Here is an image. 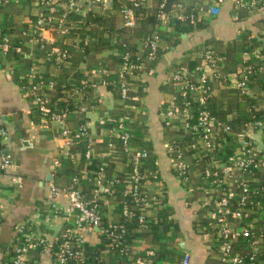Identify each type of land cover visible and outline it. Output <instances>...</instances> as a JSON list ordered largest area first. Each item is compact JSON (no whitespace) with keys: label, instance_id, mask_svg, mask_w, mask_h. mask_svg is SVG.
<instances>
[{"label":"crops","instance_id":"crops-1","mask_svg":"<svg viewBox=\"0 0 264 264\" xmlns=\"http://www.w3.org/2000/svg\"><path fill=\"white\" fill-rule=\"evenodd\" d=\"M140 1L0 0V32L8 37L0 54V128L7 132L0 139V264H10L15 247L30 233L43 237L45 244L28 249V264H58L53 244L76 217L66 189L76 177L78 189L90 200L98 187L87 167L85 142L67 144L56 121L35 117L33 85L52 110H65L61 102H71L64 107L68 128L88 127L94 157L103 168L99 202L107 222L123 219L129 188L125 179L133 172L131 150L148 151L139 169L150 203L144 209L134 205L147 220L159 221V227L138 228L133 252L153 250L163 256L160 264H183L185 255L189 264H227L220 257L216 202L239 184L230 201L232 207L237 200L236 208L240 183L260 185L264 174V8H240L235 0H184L185 7H197L198 15L208 20L205 27L185 32L170 21L177 6L163 19L159 11L165 0L137 5ZM212 6L217 13L210 11ZM127 10L131 24L126 23ZM40 14L46 20L37 26ZM154 35L158 57H148L144 70L124 73V51L145 55ZM206 47L218 57L216 72L203 65ZM179 69L195 81L207 76L212 147L191 136L195 124L176 110L182 96L173 75ZM117 121L127 126L130 151L118 137ZM247 145L260 155L257 175L227 162ZM256 214L251 220L232 218L231 227L248 226L258 235L264 212ZM103 233L102 228L83 231L91 250L86 248L82 262L74 264H140L106 245L100 249ZM233 243L235 251L248 252L245 237ZM255 264H264V240Z\"/></svg>","mask_w":264,"mask_h":264},{"label":"built area","instance_id":"built-area-1","mask_svg":"<svg viewBox=\"0 0 264 264\" xmlns=\"http://www.w3.org/2000/svg\"><path fill=\"white\" fill-rule=\"evenodd\" d=\"M45 1V0H42ZM50 1V0H49ZM99 1V0H95ZM137 2L136 4H140ZM73 3V2H72ZM235 5L237 7L248 8V9H258L264 8V0H235ZM178 17L182 19H192L193 15L185 14V5L184 0H179L177 4ZM212 13H217V6H212L210 8ZM125 17L127 18V24L132 23L133 16L130 10L125 12ZM45 22V17L43 14H40V17L37 20V26H41ZM0 41L3 44V47L8 44V37L0 33ZM148 45L151 48L149 55L154 57L157 49V42L155 38L148 39ZM65 55V54H64ZM201 56L203 59V65L210 69L212 72H216L218 68V57L215 54L214 50L211 47H206L202 52ZM128 59V55L125 56ZM203 65L197 69H203ZM133 69H141L139 64L134 63L133 61H128L122 66L124 73L131 71ZM217 75V74H216ZM173 79L178 85V90L182 97L185 98L183 109L181 111L182 117L188 119L191 117L190 110L191 105L190 101L187 100V95L189 91H196L198 95L194 97L195 101H198L200 104V109L198 111V121L194 127L198 129V126L202 128L201 138L205 142L207 147H212L211 143V128L209 124L214 118L210 114L207 103L205 101L206 94L210 93L211 87L207 81V76L203 73L201 78H199L198 84L190 83L187 78L186 70L179 69L174 75ZM239 86L244 89L246 82L241 80L238 82ZM38 86L33 85L31 88V94L33 95L32 102L35 105H38L44 113H49V117L56 121L61 127L62 136L65 138L67 144H71L74 141L83 140L85 142V158L91 160L94 157L93 151V137L91 136L89 129L86 125H81L79 129L72 130L66 126V110L52 111L49 112V109L46 106V99L38 94ZM128 86L123 83L121 86V91L124 96H127ZM169 114H173V111H169ZM256 124H261L256 122ZM119 129V130H118ZM117 131L121 135V139L126 151L131 150L130 144V133L127 129V126L121 121L118 123ZM7 135L6 129L0 128V139ZM132 153V162H133V172L130 176H127L125 182L129 185L127 193H129L135 203V205L144 209L150 203L148 197L144 194L142 188V175L140 172V164L143 158L148 156V151L146 149L137 148L131 150ZM6 161V160H5ZM4 161V165H8L7 161ZM227 162L243 171H252L251 167L258 168L261 162L260 155L253 147L245 146L242 150L228 156ZM180 173L185 176V166L181 163L179 164ZM103 168L97 170L95 175V180L98 184V187L94 190L93 198L90 200H85L82 193L77 187V178L74 177L71 185L66 189L68 199L73 210H76V217L70 226L64 232L61 237L57 255L58 264H70L72 261L81 260L83 257V251L81 250V244L84 242L83 231L91 232L95 229L101 228L102 223V211L99 202V194L104 187H102L101 177H102ZM215 177H219L218 173L214 174ZM242 191H247L250 187L244 181L242 182ZM235 192L229 190L224 193V195L216 202V208L213 214L215 223L218 225V232L221 237L220 245V257L227 264H255L258 251L260 249L261 241L264 240V222L261 223L260 232L258 235L254 234V231L245 226L240 230H233L231 227V218L232 217H242V206L245 204L246 196L242 193L239 199V208H232L230 205L231 199L235 197ZM58 210H55V213L58 214ZM123 215L132 216L133 212L129 210L126 204L123 205ZM140 221H144L145 217L143 215L139 216ZM110 235L114 236L113 241L116 245H121L120 251L124 254L127 253V247H124L121 241V234H115L114 231L110 232ZM245 237L247 243L249 244L247 253H240L235 251L234 248V239L237 237ZM45 243L43 237H36L32 233L26 236L21 244L15 247L14 254L12 256L10 264H28L27 251L31 247H36ZM147 259L142 261V264H160L158 261H154L150 256H153L155 252L153 250H147L146 252ZM139 263H141V258H136ZM189 255H185L183 264H189Z\"/></svg>","mask_w":264,"mask_h":264},{"label":"trees","instance_id":"trees-1","mask_svg":"<svg viewBox=\"0 0 264 264\" xmlns=\"http://www.w3.org/2000/svg\"><path fill=\"white\" fill-rule=\"evenodd\" d=\"M45 1H49V0H45ZM45 1H42V3H44ZM178 2H179V0H165L164 1V7L161 8L162 11L161 10L159 11V15L160 16L162 15V18L165 19L164 16L167 14H170V12L175 9V6H177ZM136 7H139V6H136ZM135 10H136V13L138 14L137 10H139V9L135 8ZM184 12H185V14H188V15L192 14L193 18L191 20L190 19H182V18L178 17V14H173L171 16L172 19L170 21L174 23V26L176 27L177 30L188 32L189 30L193 29L194 27L203 28L208 23V20L201 18L198 15L197 7H192V6L191 7H185ZM44 17H45V15H44ZM137 17H139V16H137ZM140 18H141V16H140ZM1 35H3V33H1ZM157 35L151 36L150 38H155L156 42L158 43ZM148 48H149V51L146 52L145 55L139 56V57L131 49H127V50H129L127 52L124 51V53L122 55V66H124L125 63H127L128 61H133L134 63L139 64L141 66V69H133L132 70L133 72L144 70V68L146 67L145 62L148 63V61H149L148 57L149 58L151 57L149 55L151 48L150 47H148ZM2 50H3V44H1V41H0V54H2L1 53ZM127 55H128V59L125 58V56H127ZM158 55H159V48L156 49V54L152 58L158 57ZM189 82L194 83V84H198L197 83L198 81H195L191 77L189 78ZM197 95H198V93L194 90V91H189V93L186 97L187 100L190 101V105H191L192 114H191V117L189 118V120L191 121L192 124L193 123L196 124V122L198 121L197 118H198V111L200 109V104L198 101H195V99H194V97H196ZM184 100H185V98L182 97V100L178 101V105H177L178 108L176 109L177 111H180V112L182 111L183 105H184ZM205 101H206L207 106H208L209 93L206 94ZM70 103H71L70 101L61 102V105L63 106L62 109L67 110L64 107H69ZM33 106H34L33 111H34L36 118L42 117L44 115H46V116L49 115V113H44L38 105L34 104ZM46 106H47V104H46ZM47 108L49 109V112L60 111V110H52L49 107H47ZM208 110H209L210 114H213V113H211V110L209 108H208ZM118 123L119 122L117 121L116 127L118 126ZM201 131H202V128L198 126V129L196 127L195 129H192L190 131V133H191L192 137L200 139V137L202 136ZM118 137H119L120 141L122 142L120 134L118 135ZM89 163L90 164L87 166L88 169L94 171L93 174L96 175L97 170L101 169V168H99L100 167L99 166V160L96 159L95 157H93L91 160H89ZM251 170H252L253 174H256V175L259 174V173H257V171H258L257 168L251 167ZM122 179H124V178L122 177ZM260 179L262 180V183L260 185H255V184L253 185L252 182H250V184H251L250 188L247 191H241L242 195L244 194L246 196L245 204L242 206V208H243L242 209V217L245 216L246 218H249L250 220L252 219L251 217H253L257 212H261V211L264 212V174L263 173L260 175ZM243 182H244V180H243ZM240 184H241V186L243 185V183H240ZM238 188H239V184H235L233 187H230L228 190H226L224 192H227L229 190L234 191L235 189H238ZM126 194H127V199L123 203H125L127 205L129 210L132 211L134 213V215H132V216H124L123 215V219L121 221L116 222V223H110V222H107V220H105V216L103 214V210L101 207V211H102L101 228L103 229L104 233H103V242L101 244L100 249H102L103 245H106L109 248H112L116 253H119V254L121 253L122 255H124L127 258H129V257L133 258L134 257L136 259V258L140 257L142 259L140 264H142V261L147 259L146 253L145 252L135 253V252H133V250L131 248L135 237H137L141 234V233L137 232V229L143 228V230H144V228H146V227H148L150 229H156L157 227H159V226H157L159 221L158 222H156L155 220L149 221L146 218L144 219V221H140V219H139L140 212L136 211V209L138 207L136 208V206L134 205L135 203H134L131 195L129 193H126ZM233 201H234V204L232 205V207L235 206L237 200H233ZM100 206H101V202H100ZM239 207L240 206L238 204V208ZM165 215H166V211L162 212L160 216H165ZM232 218H234V217H232ZM203 225L206 226L207 223L205 222ZM215 225H216L217 230H218V225L216 223H215ZM111 231H114L115 234H121V236H122L121 241H122L124 247H127V249H128L126 254H124L122 251H120L121 245H116L115 242L113 241L114 236L110 235ZM63 234H64V232H63ZM63 234L61 235V237L63 236ZM60 241H61V238L56 244H53V254L56 257H57L56 253L58 251ZM43 244H45V243H42L40 246H42ZM81 247H82L81 250L83 251V254L85 253L86 248L88 250H91L89 245L86 244L85 242H83L81 244ZM93 253H94V251L90 252L89 254L92 255ZM150 257L154 261H158L163 256L161 257V255L159 253H157V254L155 253L153 256H150ZM81 260L72 261L70 264L80 263V262H82ZM136 261L139 263V261L137 259H136Z\"/></svg>","mask_w":264,"mask_h":264}]
</instances>
